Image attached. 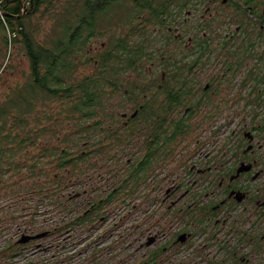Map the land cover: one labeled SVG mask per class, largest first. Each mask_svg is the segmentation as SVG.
Segmentation results:
<instances>
[{
	"label": "flooded vegetation",
	"instance_id": "af4514ba",
	"mask_svg": "<svg viewBox=\"0 0 264 264\" xmlns=\"http://www.w3.org/2000/svg\"><path fill=\"white\" fill-rule=\"evenodd\" d=\"M211 2L214 11L210 12V6L206 10L209 31L202 35L184 29L198 14L201 21L206 19L201 8L184 9L176 28L155 30L159 35L166 30L165 37L171 41L165 39V44L178 45L175 70L170 71L167 56L159 60L155 55L146 71H134L138 78L127 75L121 86L110 83L107 101L113 112L103 114L112 118L97 122L104 156L115 159L108 171L115 172V181L98 199L85 198L84 218L95 217L113 201L128 200L130 206L137 200L134 187L140 184L151 182L153 192L164 189L158 203L165 214L152 217L148 234H143L147 242L142 259L148 258L143 264H172L174 257L178 264H199L200 260L264 264V0ZM224 7L234 13V29L218 22ZM101 49L104 52L107 44ZM142 79H146L143 84ZM112 145L114 155L105 153ZM170 175H176L178 182L170 185ZM82 189V193L81 189L68 192L69 198L99 194L96 186ZM124 192L128 199L123 198ZM170 211L178 217L179 227L169 236V228L160 219ZM57 229L48 231V236ZM93 244L81 264H104L99 260L100 244ZM64 249L68 248H53L51 264H75ZM39 252L47 253L48 248Z\"/></svg>",
	"mask_w": 264,
	"mask_h": 264
},
{
	"label": "rangeland",
	"instance_id": "374dc122",
	"mask_svg": "<svg viewBox=\"0 0 264 264\" xmlns=\"http://www.w3.org/2000/svg\"><path fill=\"white\" fill-rule=\"evenodd\" d=\"M65 2H67V0H60V3L57 2L55 9H53L52 6H44L40 11L32 14H30L29 11L27 12V3H24L22 19L25 17L23 21L27 26V30L31 29L36 32L38 40L45 45L48 44L49 38H53V29L56 20L59 17L57 13L62 11L60 4L63 5ZM114 4L115 3H112L109 6L111 8L107 10L109 13L105 15V21H102L101 23L99 34L96 37L91 38L89 42V50L93 57L98 58L103 53L101 48L104 43L108 45L109 42H115L120 39H128L131 45H135L138 42L141 43V41L144 40L146 42L145 45L150 46L148 52H155L154 55L159 56L157 59L161 56H165L161 55V52H163V46L168 47V54L169 52L175 51V54L177 55V44L171 45L164 43L166 39V30H163L161 35L155 33V30L161 27L160 25L146 22V19L149 18L148 16L137 18L135 12L133 14L135 18L130 19V4L125 5L119 2L112 7ZM209 6L211 9L210 12H213L214 6L212 2L210 3V0H203L202 6H199V1H196L190 6L191 8L186 9L195 10L201 8V12L207 14V17L205 20L201 21L199 14L194 16L191 21L184 25V29L188 30L189 33L201 31V35L204 30L209 31V28L206 29L207 25H209L210 13L206 12L207 7ZM222 10L224 13L221 16L223 17L219 18L218 22L226 24L225 26L227 29H234L237 23L232 22L233 11L226 7L222 8ZM27 15L28 17H26ZM184 15L185 11L177 16V21L174 25L175 28L178 23L182 22ZM0 18H2L1 13ZM134 24L138 26V28L132 32L131 28ZM140 25L142 27L141 30L145 32L144 35L146 37L139 34V29L141 28ZM221 30L223 31L222 28ZM160 36H162L163 39H161ZM148 60L149 58H146L143 62L145 71L151 66V61ZM93 71L94 65L83 64L75 70L74 74L79 78L87 74H93ZM135 74L136 73L132 70L127 73V75L131 77H136ZM30 76L31 63L22 39L13 42L10 45L6 44L2 31L0 30V106L3 104L7 106L8 102L12 100L14 95H16L17 89L13 92L12 90L18 86L24 85V83L30 79ZM136 78H138V74ZM145 80L142 79L141 83L143 84ZM109 103L111 102L106 101L104 104L101 103L100 109L97 111L99 117L103 118L102 116L105 115L101 111L102 107L106 109V113L108 111L111 113L113 112V110L109 108ZM99 117L97 118L98 120L101 119ZM77 118H80L77 112L71 111L70 108L63 109L60 101L53 100V119L48 123L53 122V131L56 132L55 135L57 136L58 134L60 139L63 138V140L67 142V144L62 143L60 148H68L73 151V155H79L82 151L90 152V155L86 156L85 165L83 163L80 165L79 170L83 172H74V170L70 168L61 171V173H58V177L54 178L56 171H60L55 167L49 169L50 174L53 175V188L58 187L60 184L64 185L69 183V187H63L61 190L62 193H59L60 195H64V198L60 196V202H63L62 205L47 200H45L46 202H39V197L34 194L32 200L29 202V207L25 212L13 213L14 208L18 207L15 206L16 204H19L21 208H24L23 206L26 205L25 200L28 198L25 195L28 194L25 193L19 196L16 194L15 196L12 194V191H17V186L14 188L6 185L0 187V264H31L32 262L35 264H51L49 259L53 252V248L60 251V249L64 247H67L71 253L75 252L73 260L75 264H81L78 259L85 254L87 249V247L84 246V243L91 244V241H93L94 238L100 240L98 244H100L99 247H101L102 252L100 249L99 260L104 261V264L146 263L148 258H142L146 252L147 237L143 234H148V231L150 230L149 220L158 215L161 217L164 212L163 205L158 203V200L161 201V196L164 195V189L161 190L158 188L153 192L152 186L150 185L151 182H147V185L146 183L140 184L137 187H134L137 193V200H135L130 206L127 205L128 200L122 201L119 204L117 201H113L107 206L104 205L95 217H88L89 219L85 218L82 222L84 224H79L78 220L75 221L79 218L80 213L83 215L84 211L87 210V207L85 206L87 201L98 199L97 197L102 196L103 194L101 191L115 181L113 177L115 172L112 171L113 174L108 173V171L112 170L110 166H114L115 159L113 156L110 158L109 156L105 157L104 149L100 148L99 145H97L98 149L92 147L91 144L88 146L85 145V141L82 139L80 133L81 130L77 127ZM42 120L46 121L45 119ZM89 122H92V120ZM55 135H53V147L56 146L57 139L54 138ZM75 142L78 143L76 147L73 144ZM105 150H107L105 153L114 155L113 145L111 148L109 146L106 147ZM120 176L122 179L123 175ZM173 178H176L177 180H173ZM44 179L48 180V178ZM169 179L171 180L170 185L178 182V177L176 175H170ZM12 182L13 181H8L7 184ZM44 184L48 187L52 186V184L47 181H45ZM92 186H96V191L99 190L98 196H95L93 193L91 195L89 194V197H80L78 195L73 199L69 198L68 192H71L73 189H81L82 191H79L82 193V187L91 190ZM147 194H149V197H146ZM127 197H129V195L124 192L123 198ZM85 198L89 199L87 200ZM144 198L150 199H148L147 202H144ZM130 210H132V212H130ZM174 214L175 213L170 211V213H168L169 216L160 219L163 220L162 222L169 228V236L179 227L176 219L178 217H172ZM10 218H12V220ZM119 219H122L123 221H119ZM71 221H74L75 226H70ZM56 226H58V228L60 227V231L57 229V232L51 236L47 235L45 237L30 240L31 242L29 241V243L26 244L17 243V240L21 238V233L23 231L29 230L35 234H42V232L46 233L51 230L53 231ZM130 242L131 246L129 244ZM98 244L93 245L98 247ZM42 247H47L48 252L38 253V249ZM181 256L177 257L181 258ZM24 257L26 258L25 262ZM178 263L179 261L176 257L172 258V264ZM155 264H159V262H155ZM199 264L207 263L200 260Z\"/></svg>",
	"mask_w": 264,
	"mask_h": 264
},
{
	"label": "trees",
	"instance_id": "16d2710c",
	"mask_svg": "<svg viewBox=\"0 0 264 264\" xmlns=\"http://www.w3.org/2000/svg\"><path fill=\"white\" fill-rule=\"evenodd\" d=\"M196 1L202 6L203 0H67L65 4H60L62 11L57 13L59 17L53 29V38H49L45 45L38 40L36 32L27 30L23 21L25 17L22 19L23 3H27V12L32 14L44 6L55 9L60 0H0V11L3 13L0 30L3 38L9 45L22 39L31 63L30 79L12 90L17 89L16 95L7 106H0V187L17 186L18 190H13L12 194H28L25 195L28 198L24 208L16 204L18 207L14 208L13 213L25 212L34 194L39 197V202L47 200L63 204L59 193L64 185H59L57 191L55 189L53 192V175L49 169L55 167L60 171H56L54 178L70 168L74 172H83L79 168L82 163L85 165L86 155L83 151L73 155V151L68 148H60L62 143L67 142L60 139L58 134L55 135L53 122L48 123L53 119V100L60 101L63 109L70 108L79 114L77 127L85 143L90 142L92 147L97 148L99 145L103 149V141L98 137L101 123H97V111L101 103L107 101V86L114 82L121 86L122 77L127 76L130 70L143 73L145 59L151 61L155 56V52H148L150 46L145 45L144 40L131 45L128 39H120L109 42L98 58L93 57L89 42L99 34L101 23L111 8L109 6L115 3L114 7L119 2L130 4V19L135 18V12L137 18L148 16L146 22L168 28L174 26L177 16L184 9L191 8ZM137 28L134 24L131 31ZM170 41L167 39L168 43ZM162 50L161 55H167L170 71H174L175 51L168 54V47L165 46ZM83 64L94 65L93 74L77 78L75 70ZM101 111L106 114L103 107ZM102 117L112 118L107 115ZM53 135L57 139L55 147ZM73 144L75 147L78 145L77 142ZM8 181L13 182L7 184ZM45 181L52 186H46ZM83 220L84 217L79 222Z\"/></svg>",
	"mask_w": 264,
	"mask_h": 264
},
{
	"label": "built area",
	"instance_id": "2783aa9c",
	"mask_svg": "<svg viewBox=\"0 0 264 264\" xmlns=\"http://www.w3.org/2000/svg\"><path fill=\"white\" fill-rule=\"evenodd\" d=\"M99 241H100V240H98L97 238H94L93 241H92V243L95 242V244H98ZM92 243H91V244H92ZM89 245H90L89 243H84V246L87 247V248H88ZM98 245H99V244H98ZM100 248H101V247H100ZM60 250H62V249H60ZM64 251H66V253H67L66 256H69V257H71V258H74L73 256L75 255V254H74L75 252H74V253H71L69 249L64 250ZM76 252H77V250H76ZM84 259H85V254H83V255L78 259V261H82V260H84Z\"/></svg>",
	"mask_w": 264,
	"mask_h": 264
},
{
	"label": "water",
	"instance_id": "95a60500",
	"mask_svg": "<svg viewBox=\"0 0 264 264\" xmlns=\"http://www.w3.org/2000/svg\"><path fill=\"white\" fill-rule=\"evenodd\" d=\"M25 4L23 3V6ZM47 233H42V234H39V235H33V236H23L20 240H19V243L20 244H24V243H27L29 242L30 240H34V239H37V238H41L43 236H45ZM150 243V242H149ZM148 243V244H149Z\"/></svg>",
	"mask_w": 264,
	"mask_h": 264
}]
</instances>
